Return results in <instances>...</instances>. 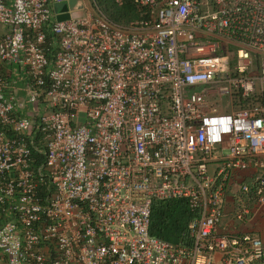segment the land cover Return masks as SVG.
Segmentation results:
<instances>
[{"label": "built area", "instance_id": "obj_1", "mask_svg": "<svg viewBox=\"0 0 264 264\" xmlns=\"http://www.w3.org/2000/svg\"><path fill=\"white\" fill-rule=\"evenodd\" d=\"M62 2L0 0V264H264V0Z\"/></svg>", "mask_w": 264, "mask_h": 264}, {"label": "trees", "instance_id": "obj_2", "mask_svg": "<svg viewBox=\"0 0 264 264\" xmlns=\"http://www.w3.org/2000/svg\"><path fill=\"white\" fill-rule=\"evenodd\" d=\"M97 5L101 2V11L107 19L115 23H126L137 17V14L128 2L114 4L113 0H94ZM191 214L184 200L154 201L150 207L149 235L165 242L189 247L191 239L188 236L187 224Z\"/></svg>", "mask_w": 264, "mask_h": 264}, {"label": "rangeland", "instance_id": "obj_3", "mask_svg": "<svg viewBox=\"0 0 264 264\" xmlns=\"http://www.w3.org/2000/svg\"><path fill=\"white\" fill-rule=\"evenodd\" d=\"M90 0H63L62 4L56 10L55 14L60 11V7L65 5L67 10L70 12H78V8L84 5H88ZM98 2V0H96ZM101 2H99L98 6H101ZM101 9V8H100ZM249 220L247 223L241 227V231H247L259 235V237L263 238L261 231L264 230V204L258 207L255 211L250 212Z\"/></svg>", "mask_w": 264, "mask_h": 264}, {"label": "water", "instance_id": "obj_4", "mask_svg": "<svg viewBox=\"0 0 264 264\" xmlns=\"http://www.w3.org/2000/svg\"><path fill=\"white\" fill-rule=\"evenodd\" d=\"M79 9H80V7L78 8V10ZM66 10H67V8L65 5L61 6L60 7V13L55 16V20L56 21H63V20L68 19L69 15H68ZM78 15H79V11L78 12L74 11L70 14V17H76Z\"/></svg>", "mask_w": 264, "mask_h": 264}, {"label": "crops", "instance_id": "obj_5", "mask_svg": "<svg viewBox=\"0 0 264 264\" xmlns=\"http://www.w3.org/2000/svg\"><path fill=\"white\" fill-rule=\"evenodd\" d=\"M229 199H230V197H227V202L226 203H229V201H228ZM261 234L263 235V238L260 237V239L264 242V230L261 231Z\"/></svg>", "mask_w": 264, "mask_h": 264}]
</instances>
